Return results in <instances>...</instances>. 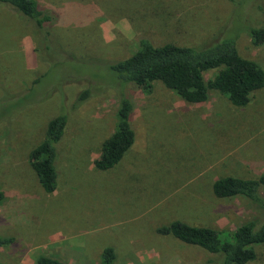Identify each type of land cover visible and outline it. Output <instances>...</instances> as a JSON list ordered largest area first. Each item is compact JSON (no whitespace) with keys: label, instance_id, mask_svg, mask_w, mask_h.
Instances as JSON below:
<instances>
[{"label":"rangeland","instance_id":"1","mask_svg":"<svg viewBox=\"0 0 264 264\" xmlns=\"http://www.w3.org/2000/svg\"><path fill=\"white\" fill-rule=\"evenodd\" d=\"M38 1L53 21L37 34L0 5V238L12 240L0 264H101L106 247L114 264H208L206 251L156 231L174 220L234 231L256 216L243 198H216L211 184L264 172V88L243 108L216 91L190 104L158 82L148 94L122 85L106 64L132 55L141 36L157 46L207 44L234 15L239 54L264 70V45L241 31L258 24V12L238 16L223 0ZM121 98L133 104L136 140L118 167L100 172L93 162ZM66 113L56 189L46 194L28 155L47 123ZM251 264H264V254Z\"/></svg>","mask_w":264,"mask_h":264},{"label":"trees","instance_id":"2","mask_svg":"<svg viewBox=\"0 0 264 264\" xmlns=\"http://www.w3.org/2000/svg\"><path fill=\"white\" fill-rule=\"evenodd\" d=\"M223 1L234 7L238 16L240 10L247 12L246 15L250 14L252 9L258 12L255 18L258 24L244 26L241 31L248 33L254 47L263 46V0ZM0 5L26 19L36 34L45 31L46 26L53 21L51 14L41 8L38 0H0ZM148 12L157 11L151 7ZM239 18L233 15L214 40L199 47L174 43L157 46L147 37L141 36L132 55L106 66L114 75L115 81L140 88L147 94L152 91L153 84L158 82L190 104L204 103L208 99L209 91H216L225 96L232 106L246 107L253 94L264 88V70L257 62L242 57L237 50L236 41L240 31L233 27L240 23ZM230 20L233 25L229 23ZM210 71L215 73L210 80L205 81L204 75ZM37 83L38 79H35L33 84ZM87 96L88 92L84 91L78 96V100L83 101ZM132 110L131 101L121 98L116 113L115 130L103 141L99 156L93 162L95 170H114L133 148L136 135L131 125ZM67 121V113L52 118L46 125L43 140L28 155V163L46 194H52L56 189L57 145L65 137ZM263 190L264 172L254 179L220 177L211 184L212 194L219 199L243 198L255 208L256 216L234 231L217 230L174 220L158 228L156 232L160 236H170L206 251L212 256L208 264H251L257 259L259 252L264 254ZM4 199L5 194L0 190V208ZM11 241L0 238V248L7 246ZM100 257L101 264H114L116 253L112 247H106ZM38 263L64 264L51 257H41Z\"/></svg>","mask_w":264,"mask_h":264}]
</instances>
